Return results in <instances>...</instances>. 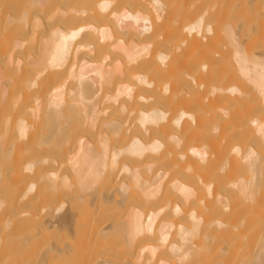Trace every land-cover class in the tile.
Returning a JSON list of instances; mask_svg holds the SVG:
<instances>
[{"label":"bare ground","instance_id":"1","mask_svg":"<svg viewBox=\"0 0 264 264\" xmlns=\"http://www.w3.org/2000/svg\"><path fill=\"white\" fill-rule=\"evenodd\" d=\"M0 203V264H264V0H0Z\"/></svg>","mask_w":264,"mask_h":264},{"label":"rangeland","instance_id":"2","mask_svg":"<svg viewBox=\"0 0 264 264\" xmlns=\"http://www.w3.org/2000/svg\"><path fill=\"white\" fill-rule=\"evenodd\" d=\"M225 40H226V38H225L224 40H222V38H218V39H216V41L213 40V41H214V43H213V45H214V50H213V51L216 52V53H215V57H218V55H220L221 58H222V56H224V57L226 56V57H227V55H228V56L230 55V57H231V51H228V49L226 50L227 52L223 51V52L227 53V55H224L225 53H224V54L222 53L223 55L220 54V53L222 52L223 49H224V50L226 49V47L224 48V46H226V44H227V42H226ZM213 41H211V42H213ZM211 42L209 43L210 45H212ZM224 42H226V43H224ZM217 43H219V46H218ZM222 43H223V49L221 48V49H220L221 51L219 52L218 50H219V47L222 46ZM228 43H229V42H228ZM227 45L229 46V44H227ZM230 47H231V45H230ZM217 48H218V50H217ZM207 51H208V53H207ZM207 51H205L206 53L203 52V51H202L201 53H199V54H201V56H200L201 59L205 57V56H204L205 54H206V55H207V54L210 55V54H211L210 52H212L210 49H208ZM217 51H218L219 54L217 53ZM204 53H205V54H204ZM212 53H213V52H212ZM229 53H230V54H229ZM216 54H217V55H216ZM202 55H203L204 57H203ZM209 55H208V56H209ZM224 57H223L222 59H223V61H226L227 58H224ZM230 57L228 58L229 61H231ZM200 58H197V60H198V59L201 60ZM232 60H233V59H232ZM229 61H226V62H228L227 64L225 63V64L228 66V67H227V66L222 65L224 62H222V63L220 64V59H219V63H218V64H219V67H220V69H219L220 73H225V72H226V73L224 74V75H226L227 73L231 72V71L235 68V66H233L235 63L232 65V64L229 63ZM232 62H234V60L231 61V63H232ZM220 65L224 66L225 68H224V67L222 68ZM231 67H232V70H231ZM227 68H230L231 71L228 70L229 72H227ZM221 70H222V71H221ZM223 70H224V71H223ZM225 70H226V71H225ZM235 70H236V69H235ZM180 71H181V70H179L178 73H176V74H180V73H182V71H183L184 76H183V73H182V74H180V75H182V76H180V77H182V79H184V80H181V81L183 82V84H184V82L187 81V79H189V78L187 77V72H189V71H185L186 73L184 72V70H182L181 72H180ZM232 73H235V71H232V72L229 73V74H232ZM185 74H186V77H185ZM226 76H227V75H226ZM232 76H233V74H232V75H229L228 80H231L230 78L233 79ZM186 78H187V79H186ZM185 79H186V80H185ZM186 85H188V84H186ZM179 99H180L181 101H178ZM186 99H187V97H186L185 94H180V96H178V97L176 98V103H177V102H180V103L175 104V101H174V102H173L174 105L171 104V107H172V108H170V109H172V110L169 111V113H178V111H179L181 108H183V106H182L183 103H184V105L187 106V108H188V107H189L188 105H190V104H189V103H188V104L186 103L187 105L185 104V102L187 101ZM182 100H184V101H182ZM175 105H176V106H175ZM178 105H179L180 107H179ZM192 105H193V106H192ZM192 105H191V106L194 108V105H195V104H192ZM191 106H190V107H191ZM195 106L197 107V104H196ZM184 108H186V107H184ZM172 111H173V112H172ZM252 112H253V111H252ZM252 112H251V110L249 109V116L252 114ZM254 112H255V111H254ZM254 112H253V113H254ZM219 113H222V112L219 110ZM251 116H252V115H251ZM251 116H250V117H251Z\"/></svg>","mask_w":264,"mask_h":264},{"label":"clouds","instance_id":"3","mask_svg":"<svg viewBox=\"0 0 264 264\" xmlns=\"http://www.w3.org/2000/svg\"><path fill=\"white\" fill-rule=\"evenodd\" d=\"M31 167H32L31 165H26L25 166V171L26 172L31 171ZM0 207H2V203H0ZM217 223H219V222H217Z\"/></svg>","mask_w":264,"mask_h":264},{"label":"snow or ice","instance_id":"4","mask_svg":"<svg viewBox=\"0 0 264 264\" xmlns=\"http://www.w3.org/2000/svg\"><path fill=\"white\" fill-rule=\"evenodd\" d=\"M73 35H75V33H73Z\"/></svg>","mask_w":264,"mask_h":264}]
</instances>
